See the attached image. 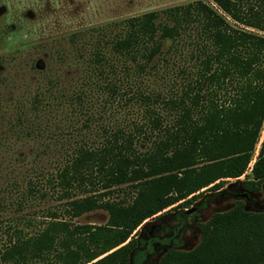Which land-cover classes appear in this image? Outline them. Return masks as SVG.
Returning <instances> with one entry per match:
<instances>
[{
	"label": "trees",
	"instance_id": "obj_1",
	"mask_svg": "<svg viewBox=\"0 0 264 264\" xmlns=\"http://www.w3.org/2000/svg\"><path fill=\"white\" fill-rule=\"evenodd\" d=\"M160 13L167 16L163 23L156 21ZM127 25L111 49L128 56L137 72L150 66L165 42L189 45L195 65L179 69L185 76L179 96L160 99L178 115L163 125L160 114L151 109L156 111L148 119L151 132L158 129L159 136L149 149L136 150L135 133L118 130L100 147L80 148L62 169L65 189L71 181L101 187L70 198L66 213L76 217L103 209L108 214L105 223L51 221L37 235L6 246L0 260L129 264L136 242L131 234L145 219L179 201L187 208L194 200H186L191 194L204 187L216 191L222 187L217 180L236 178L247 169L264 122V0H194L132 17ZM94 57L107 62L99 52ZM121 67L129 73V64ZM108 68L113 72L111 65ZM123 85V91L131 90L129 78L105 86L116 94ZM133 95L152 100L146 92ZM250 178L235 185L246 193L258 190L264 179V133ZM124 184L131 192L129 202L103 200ZM246 200L240 198L200 223L199 243L189 250L169 249L159 264H264V207L249 209Z\"/></svg>",
	"mask_w": 264,
	"mask_h": 264
},
{
	"label": "rangeland",
	"instance_id": "obj_2",
	"mask_svg": "<svg viewBox=\"0 0 264 264\" xmlns=\"http://www.w3.org/2000/svg\"><path fill=\"white\" fill-rule=\"evenodd\" d=\"M191 1L0 0V254L16 239L37 235L51 221L106 222L103 209L76 217L66 213L70 198L101 187L71 181L65 189L60 172L80 148L100 147L118 130L135 133L136 150L149 149L151 140L159 136L158 129L151 132L148 119L156 112L151 109L157 110L163 125L173 122L178 111L160 99L178 97L185 82L179 69L195 65L187 42H165L150 66L139 72L128 56L114 53L111 45L126 33L130 18ZM166 20L161 13L156 19ZM96 52L104 56L105 64L96 60ZM122 63L130 65L128 74ZM126 78L130 91H123V85L114 94L105 86ZM136 91L149 93L152 100L133 95ZM263 133L264 122L242 175L217 180L222 187L216 191L204 187L191 194L186 200H194L187 208L179 201L145 219L131 234L136 242L129 264H159L169 249L193 248L200 241L199 224L240 198L247 199L249 209L263 208L264 179L251 193L235 185L251 179ZM125 185L103 200L129 202L131 192ZM0 264L11 262L0 260Z\"/></svg>",
	"mask_w": 264,
	"mask_h": 264
},
{
	"label": "water",
	"instance_id": "obj_3",
	"mask_svg": "<svg viewBox=\"0 0 264 264\" xmlns=\"http://www.w3.org/2000/svg\"><path fill=\"white\" fill-rule=\"evenodd\" d=\"M242 196H244L243 194H241Z\"/></svg>",
	"mask_w": 264,
	"mask_h": 264
}]
</instances>
